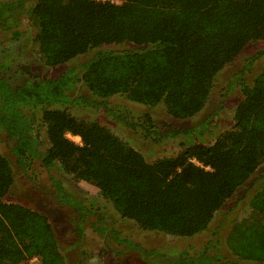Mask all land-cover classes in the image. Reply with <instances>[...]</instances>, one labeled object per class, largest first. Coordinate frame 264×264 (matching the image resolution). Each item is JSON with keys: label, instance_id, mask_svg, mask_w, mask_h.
Wrapping results in <instances>:
<instances>
[{"label": "trees", "instance_id": "obj_1", "mask_svg": "<svg viewBox=\"0 0 264 264\" xmlns=\"http://www.w3.org/2000/svg\"><path fill=\"white\" fill-rule=\"evenodd\" d=\"M24 18L36 30L32 49L44 67L92 53L54 79H32L29 67L22 66L27 79L19 85L9 82L0 64V134L24 171L33 162L58 171L59 177H51L55 199L77 215L76 235L94 216V232L151 264L264 263V179L245 200L247 215L228 223L224 246L231 260L220 254L216 233L195 255L131 242L104 223L98 207L92 202L87 207L64 184L96 188L119 219L140 230L175 239L211 230L216 213L264 169V64L251 83L241 78L264 52L227 84L230 91L236 82L240 93L233 124L211 143L203 138L207 122L175 129L147 112L132 117L126 104H161L180 121L203 112L216 76L249 43L264 41V0H35L29 6L25 0H0V27ZM82 90L90 97L79 94ZM87 110L144 140L172 147L180 139L182 150L149 162L123 135L81 115ZM13 184L11 163L0 153V264L34 258L65 264L48 217L4 201Z\"/></svg>", "mask_w": 264, "mask_h": 264}, {"label": "rangeland", "instance_id": "obj_2", "mask_svg": "<svg viewBox=\"0 0 264 264\" xmlns=\"http://www.w3.org/2000/svg\"><path fill=\"white\" fill-rule=\"evenodd\" d=\"M35 3V0H25V5L29 6ZM8 26V27H7ZM36 30L31 26L26 18L21 22H14L13 26L7 24L6 27H0V64H5V75L12 85L22 84L27 76L22 73L20 67L28 66L32 79H54L63 74L66 70L76 67L86 61L90 55H84L71 60L63 66L54 68L44 67L38 60L36 49H32V40ZM123 46H112V49H121ZM125 48V47H124ZM264 52V41L249 43L231 64L227 65L215 78L213 89L209 101L199 115L195 118L185 121L175 120L168 116L163 105L150 108L137 104H126L132 112V117H140L143 113H149L160 124L171 126L175 129H185L194 127L198 124H205L210 131L203 136L208 143H211L216 135L233 124V112L238 102L239 87L235 86L229 91L227 84L237 80L242 66L249 62V59L259 53ZM264 64V55L252 62L251 69L244 71L241 78L248 83L254 79ZM79 94L87 97L90 95L85 91H79ZM111 104L119 103V100H110ZM89 119H98L104 123L113 132L123 135L124 139L130 142L143 157L152 162L158 157L177 154L182 149L179 146L180 139L175 140V145L167 147L164 143H154L150 140H144L133 133V130H125L123 127L116 126L108 121L103 115L93 113L89 110L81 114ZM162 128V127H161ZM74 141L77 139H73ZM0 153L4 155L11 163L14 175V184L4 201L7 203L20 204L31 210L44 213L51 223L56 240L59 244L65 264H151L147 260H142L134 251L128 250L125 244H118L112 237L107 235L103 238L98 235L91 227L96 224V218L89 216L88 220L83 221V233L77 236L72 222L77 215L71 208L60 207L55 199L54 187L51 177H59L58 171L54 169L46 170L39 162H33L27 165L28 169L24 171L10 154L7 145L4 143V136L0 134ZM263 168H259L256 175L236 192L232 199L216 213L211 223V230H207L199 236L192 239H175L160 232L144 231L138 229L132 222L124 221L113 211L111 205L101 199L96 188L79 182L67 186V190L73 192L80 202L87 207L92 202L104 214L105 224L110 225L121 237L127 238L131 242L142 245L145 248L170 249L175 248L179 252L189 250L191 255H195L200 247L207 242L212 233H216L214 238L220 239L219 252L228 260H231L230 254L224 246V236L229 227V221L240 219L247 215L245 210V200L261 184L263 179L261 174ZM260 177V178H259ZM257 178V179H256ZM259 178V179H258ZM111 232V231H110ZM110 234V233H109ZM78 240V241H77ZM23 264H40L39 260H28ZM241 264H264L263 262H244Z\"/></svg>", "mask_w": 264, "mask_h": 264}, {"label": "built area", "instance_id": "obj_3", "mask_svg": "<svg viewBox=\"0 0 264 264\" xmlns=\"http://www.w3.org/2000/svg\"><path fill=\"white\" fill-rule=\"evenodd\" d=\"M97 1H105V0H97ZM66 138L67 139H69L70 141H73V142H75L76 144H81V142H80V140H79V138H77V137H74V136H72V135H70V134H66ZM77 139V140H73V139ZM35 259V258H34ZM36 260V259H35Z\"/></svg>", "mask_w": 264, "mask_h": 264}, {"label": "clouds", "instance_id": "obj_4", "mask_svg": "<svg viewBox=\"0 0 264 264\" xmlns=\"http://www.w3.org/2000/svg\"><path fill=\"white\" fill-rule=\"evenodd\" d=\"M78 138V137H77Z\"/></svg>", "mask_w": 264, "mask_h": 264}]
</instances>
